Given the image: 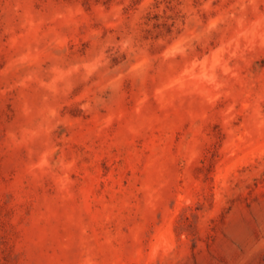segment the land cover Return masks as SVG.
I'll use <instances>...</instances> for the list:
<instances>
[{"label":"rangeland","instance_id":"1","mask_svg":"<svg viewBox=\"0 0 264 264\" xmlns=\"http://www.w3.org/2000/svg\"><path fill=\"white\" fill-rule=\"evenodd\" d=\"M0 264H264V0H0Z\"/></svg>","mask_w":264,"mask_h":264}]
</instances>
